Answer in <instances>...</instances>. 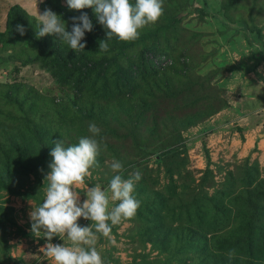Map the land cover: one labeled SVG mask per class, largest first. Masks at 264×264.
I'll return each mask as SVG.
<instances>
[{"label":"trees","instance_id":"obj_1","mask_svg":"<svg viewBox=\"0 0 264 264\" xmlns=\"http://www.w3.org/2000/svg\"><path fill=\"white\" fill-rule=\"evenodd\" d=\"M186 2L164 0L163 15L142 29L139 39L124 42L114 37L107 41V52L99 50L106 31L93 9L62 12L59 0L41 3L42 9H51L62 18L67 31L72 17L88 15L93 30L85 33V49L76 52L56 36L37 38V19L20 6L9 9L0 30V63L37 65L67 93L50 96L15 79L0 82V192L41 204L35 186L25 182L28 190L23 191L12 183L40 168L50 172L53 141L76 144L91 135L88 125L95 122L102 150L98 167L90 170L96 179L86 177L85 183L96 182L106 189L114 175L113 160L122 163L124 179L141 173L134 189L140 207L133 218L125 220L132 224L126 236L136 245L129 264H264V164L248 156L223 168L221 162L211 160L202 142L204 169L190 166L185 132L229 103L216 93L212 75L201 76L194 69L190 79L178 76L188 73L183 68L194 64L200 54L204 56L199 45L203 34L182 25L180 13ZM218 11L242 29H250L247 22L254 18L264 25V0H221ZM17 25L26 29L23 36L16 31ZM253 30L262 39L261 30ZM155 49L171 57L172 63L159 69L148 66L144 75L140 54L134 58L130 54ZM132 61L137 63L136 70L131 68ZM212 166L219 174L226 170L222 181L216 180ZM0 216V227L13 223L12 208L0 207ZM230 250H235L233 258L228 256ZM108 258L104 264L119 263ZM6 261L3 253L0 264Z\"/></svg>","mask_w":264,"mask_h":264},{"label":"rangeland","instance_id":"obj_2","mask_svg":"<svg viewBox=\"0 0 264 264\" xmlns=\"http://www.w3.org/2000/svg\"><path fill=\"white\" fill-rule=\"evenodd\" d=\"M45 1L46 0H42V2L41 0H0V30L3 31L4 29L6 14L11 7L20 6L29 15L36 18L35 6L39 12H43L44 9H42L41 3ZM59 1L60 5L63 7L61 8L62 12L71 11L66 6V0ZM131 2L134 3V0H131ZM220 2L221 0H187L185 3L184 10L180 13V15L184 17L182 25L190 32L203 34L199 45L202 50L201 53H203L204 56L200 54L198 60L193 61L194 64H188L183 68L184 72L188 73L179 74L178 76L184 80L189 75L190 79L191 71L194 69L195 73L201 76L212 75L214 78L211 84L216 88V93L229 102L227 109L224 108V115L229 117V121L236 119L237 116L248 117L253 115L254 112L256 113H254L255 116L261 115L263 120L264 25L254 18L253 22L252 20H248L249 22H247L250 29H242L239 24L226 21L218 11L220 9ZM52 6L56 8V3L54 2ZM199 9L204 13L201 14ZM245 18H248L246 14ZM255 27L261 30L262 39L257 38L255 35V30H253ZM162 40L164 41L163 38L158 41ZM158 41L156 47L158 46ZM156 51L157 49L145 51L144 53L135 52L130 54V57L134 58L136 54H140L139 62L142 63L141 70L143 73L146 68L154 67L159 69L160 67L172 63L171 57L164 53H157ZM260 54L262 55V60L259 59ZM16 67H20L17 73L13 72ZM37 67V65L22 67L16 63L3 60L0 63V82H7L8 80L15 79L25 84L33 85L36 89L50 96L59 97L67 93L66 90H60L54 78L46 70L39 71ZM131 68L136 70L137 63L132 61ZM145 74L146 73H144V75ZM233 125L237 127V124H232V126ZM259 126L264 127L263 122ZM200 131L201 130L198 131L194 128L189 129L184 134L186 140L194 141V139L202 134ZM215 136L221 137H218V142H215L213 136H211L208 142L211 147H206V149L212 150L213 155L210 157H212L214 163H218L221 162L222 159H218L217 154L224 149L226 151H229L231 148L233 149L232 143L234 144V142L232 140L233 137H228L229 135L225 133H220ZM201 143V140L195 142L192 148L193 150L189 151L190 166L197 170H203L205 166ZM261 161L264 162V155ZM107 163L106 161V164ZM3 164L4 161L1 164V168ZM220 166L226 168L227 164L221 162ZM211 169L216 172L214 166H212ZM225 171L220 174L216 172L217 181H222V178L226 174ZM48 173L49 172L41 168L37 169L24 176V178L15 180L12 186L15 187V189L18 187L23 191H27L28 186L23 185L25 182H29L40 191V202L42 203L44 199V180ZM90 178L93 180L96 179L95 176L91 175L88 176V179ZM46 183L47 182H45V186ZM96 185H99V183H85L84 187L78 189L80 191L81 203L86 199L84 194L86 188ZM38 205V202H35L33 199L0 192V207L12 208L13 221L12 224L7 222L3 224L4 227H0V258L3 257L4 253L6 254L7 260L4 264H52L51 260L43 256L41 252V248H43L46 243L43 233L37 236L31 232L32 222L29 213L32 211V208ZM82 219L83 218H80L77 223L82 221V223L85 224L86 220ZM1 224L2 217L0 216V225ZM131 225L130 222L123 220L121 223L112 226L116 228L115 234L111 233L110 236H103L102 239L97 240L95 247L100 253L103 261L109 259L108 257L110 255L114 260L119 261L118 264L130 263L132 254H134L133 249L136 248V245L130 243V239L126 236L129 233L128 230L131 228ZM2 230H6V234L3 233ZM50 242L52 244L64 243L66 246L70 244L66 239L60 240L57 237H54ZM5 244L8 245V248H6ZM147 248L146 252L149 250V245ZM136 253L143 254L140 250L136 251ZM155 255L156 253L154 252L151 256L154 257ZM109 264L116 263L111 260Z\"/></svg>","mask_w":264,"mask_h":264},{"label":"clouds","instance_id":"obj_3","mask_svg":"<svg viewBox=\"0 0 264 264\" xmlns=\"http://www.w3.org/2000/svg\"><path fill=\"white\" fill-rule=\"evenodd\" d=\"M163 4L164 0H134V3L131 0H66L69 10L93 9L98 23L106 30V38L99 43V50L104 52L109 49L107 41L114 37L124 42L139 39L142 29L161 18ZM35 16L37 38L56 36L74 52L85 49L86 43H82L85 33L93 30L87 14L72 17L70 31L51 9L39 12L35 6ZM16 31L23 36L26 29L17 25ZM88 132L91 135L81 137L76 144L66 145L62 139L53 141L50 172L43 186L44 199L29 213L31 232L37 236L43 233L46 243L41 252L52 264H104L95 247L98 234L110 236L112 226L133 218L140 207L134 189L141 173L137 171L131 178L124 179L123 165L118 160L110 164L114 175L107 188L102 189L100 185L87 187L86 199L81 203L78 189L85 186L90 170L98 167L97 157L102 150L101 141L96 138L100 128L95 122L89 123ZM80 218L90 224L80 226L77 223ZM54 237L66 239L70 244H52L50 241ZM228 256L233 258L235 250H230Z\"/></svg>","mask_w":264,"mask_h":264},{"label":"crops","instance_id":"obj_4","mask_svg":"<svg viewBox=\"0 0 264 264\" xmlns=\"http://www.w3.org/2000/svg\"><path fill=\"white\" fill-rule=\"evenodd\" d=\"M224 111L225 110H222L202 125L194 128L198 131L201 130L200 132L202 134L194 139V141L187 140L188 144L190 145L189 151L193 150L192 148L194 147L195 142L200 140L205 142L206 147L209 148L211 145L208 144V142L210 141L211 136H213L215 142H218L217 139L221 136L215 135L225 133L229 135L228 137H233L232 140L234 144L232 143L233 146L231 145L233 149L231 148L229 151L224 149L217 154L218 159H222V163L227 164L231 163L234 159L241 160L250 156L252 160L257 159L258 162L263 165L264 162H262L261 159L264 155V127L259 126L262 122L264 124V119L262 120V116H255L256 113L254 112L255 114L253 113V115L248 117L237 116L238 119L236 118L232 121H229L230 119L224 115ZM232 124H237V127H234V125L232 126ZM208 151L210 156L213 155L212 150L208 149Z\"/></svg>","mask_w":264,"mask_h":264}]
</instances>
